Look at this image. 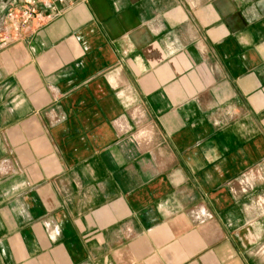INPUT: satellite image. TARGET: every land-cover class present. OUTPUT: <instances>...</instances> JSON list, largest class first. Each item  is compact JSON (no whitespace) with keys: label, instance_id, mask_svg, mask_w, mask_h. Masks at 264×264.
Segmentation results:
<instances>
[{"label":"crops","instance_id":"obj_1","mask_svg":"<svg viewBox=\"0 0 264 264\" xmlns=\"http://www.w3.org/2000/svg\"><path fill=\"white\" fill-rule=\"evenodd\" d=\"M37 11L0 44V264H264V0Z\"/></svg>","mask_w":264,"mask_h":264},{"label":"built area","instance_id":"obj_2","mask_svg":"<svg viewBox=\"0 0 264 264\" xmlns=\"http://www.w3.org/2000/svg\"><path fill=\"white\" fill-rule=\"evenodd\" d=\"M54 1L64 2L65 0ZM7 18V30L0 35V44L2 46H8L20 41L28 28L41 21L37 11V0H21L18 6L10 9ZM244 182L247 186L249 185L248 180L245 178Z\"/></svg>","mask_w":264,"mask_h":264},{"label":"rangeland","instance_id":"obj_3","mask_svg":"<svg viewBox=\"0 0 264 264\" xmlns=\"http://www.w3.org/2000/svg\"><path fill=\"white\" fill-rule=\"evenodd\" d=\"M240 187L243 188V189H247V188H249V185L247 186L246 183L244 182V179H242L240 181Z\"/></svg>","mask_w":264,"mask_h":264}]
</instances>
